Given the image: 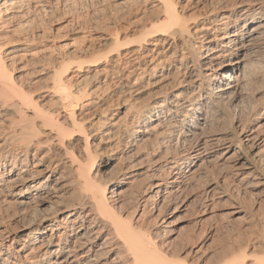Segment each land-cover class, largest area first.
Wrapping results in <instances>:
<instances>
[{
    "label": "bare ground",
    "instance_id": "obj_1",
    "mask_svg": "<svg viewBox=\"0 0 264 264\" xmlns=\"http://www.w3.org/2000/svg\"><path fill=\"white\" fill-rule=\"evenodd\" d=\"M150 1L151 16L131 10L106 28L90 44L99 62L84 65L81 47L45 43L48 0H0V197L21 210L12 225L0 208V264H212L171 229L191 206L215 205L209 160L229 174L224 188L258 190L264 221V98L254 119L239 112L264 96V0ZM175 79L182 92L137 102ZM231 107L230 133L206 135ZM224 249L215 264H264V235Z\"/></svg>",
    "mask_w": 264,
    "mask_h": 264
},
{
    "label": "rangeland",
    "instance_id": "obj_2",
    "mask_svg": "<svg viewBox=\"0 0 264 264\" xmlns=\"http://www.w3.org/2000/svg\"><path fill=\"white\" fill-rule=\"evenodd\" d=\"M48 1L50 2L49 9H48V10H50V12L48 11V14H47L46 18H45V16L42 17V19H43L42 21L44 23L46 22L44 25H42V27H46V28L43 29L41 27V29H43L41 31V34H42V32H45V33L47 32L46 36L47 37L50 36L49 37L50 40H48L49 38L47 39V41L49 43L47 41L45 43H47V45L49 44L50 50L52 49L51 51H53L55 49L59 50L62 47L64 48L65 46L68 47L67 50H66L67 53H69L68 56L69 55L70 56L73 55V53L75 54V50H77L79 47H81V48H79V50L81 49L82 51L78 50L77 57H80L81 53L85 54L86 52H88V53H86V56L84 55L81 58L83 60L84 65L86 63L88 65V63L89 64H95V62L96 63L99 62L98 60H100V59H98L99 57L97 58V56H99L100 53L99 52H92L93 50H92V48H91L92 46L90 44L98 43L100 41L98 37L101 36V35H105L106 30L108 28H109V30H111L110 28H112V30H114L116 28L115 23L117 24L119 22L120 23L123 22V21H121L122 17H126L128 15L130 16L131 12L134 11L133 13H135V11L137 12V9H138L139 12L141 11L140 14L137 16V19L141 18L140 20L138 19L139 22H141V20L145 21L142 18H144V17L147 18V16L149 17V15L151 16V13H150L151 10L149 9L150 7L145 6V4L148 5V4L151 3L150 0L149 1L148 0H65V4H61V6L58 3V2H60V0L59 1L58 0H48ZM147 1H148V3H146ZM56 2H57V4H56ZM204 4H206V3H204ZM140 8H141V10H140ZM146 9H147V11H146ZM144 10H145V12H143ZM148 11H150V12H148ZM147 12L150 13V14L147 15ZM143 13H144V16L141 17L143 15ZM117 16H119V17H117ZM58 18H59V20H58ZM135 18L136 17L132 18V22L131 23H136V22L139 23L138 21L133 22V20H137ZM44 19H45V21H44ZM109 20H110V22H109ZM102 21L105 22V23H103ZM52 30H53V32H52ZM63 31H64V33H63ZM107 32H108V30H107ZM64 35L66 36V38H65ZM58 38L60 39V41H59ZM77 39L78 40L81 39V40L78 41ZM97 39L99 41H97ZM58 46H59V48H58ZM76 46L78 48L75 49ZM89 48H91V50ZM68 49H69V51H68ZM56 50L54 52H56ZM71 52H73V53L70 54ZM90 57H92V58H90ZM95 59L96 60L98 59V60L96 61ZM91 62H94V63H91ZM173 84H175V85H173ZM171 85H172V87L169 86L168 89L163 90V91L160 90V88H157V87L151 88V87L147 86V87L144 88L145 92L143 93V95L140 96V98L137 100V102L140 101V103H142V101H146V100H148V98H149V100H152V99L156 98L158 95H160L159 93H161V95H160L161 97L166 95L165 94L166 92L168 94L169 93L170 94L171 93L178 94V93L182 92V90L184 89V87L182 86L183 84L181 83V79L180 80L179 79H175L174 82H172ZM171 89L175 90V91H172ZM151 96L152 97L155 96V97L152 98ZM253 97L254 98H252V96H248L247 99L245 100V102L241 105L242 107L239 109L240 110L239 111L240 114L242 113V118L245 116V118H243V119H245V121H247L248 118H250V120L254 119V117H255L254 110L257 107V105H255V104H257L256 101H260V103H261V99L264 98L263 95H259V94L256 96V98H255V96H253ZM260 97H261V99H259ZM248 98H250L252 101H250V99L248 100ZM257 99H259V100H257ZM263 100L264 99H262V102H263ZM244 105H246V106H244ZM249 105H252L253 108H251V106L249 107ZM113 108L114 109L116 108V103L113 105ZM232 108L233 107L227 109V111H225L221 115V117H219L221 119L218 118L217 121L214 122V124L211 125L212 127L209 126L207 128L206 135H210V133H212L211 135H213L214 132H215V134H219L220 132L221 133H230V131H231V128H230L231 127V122L229 120L231 119L230 116H232V113L234 114V112H235L234 111L235 108H233V109ZM246 108H248V109H246ZM250 108L253 110V112L250 110ZM229 110H231L232 113H229L230 112ZM249 111H251V112L249 113ZM243 112H245L247 115L244 114ZM229 114H231V115H229ZM250 114H251V116H250ZM252 114H254L253 117H252ZM225 121H227V122H225ZM210 128H212V130H210ZM182 144L180 143L179 146H178L179 150L177 149L178 153L182 152L181 154H183L185 152V150H187L188 147H189V143L187 145L185 143H182ZM108 146L109 145H107V147ZM107 147H104V149L107 148ZM104 154H105V152H104ZM104 154H101V155H104ZM212 161L213 160H209L208 162H206V164L203 166L204 168H202V172H204V171L207 172L206 176H207V174H209V176H207L209 178L204 177L203 183L208 181V182L216 184V186H217V190L219 191V192L217 191V193H219V194L216 195L217 199L213 203L216 206L215 205H213V206L211 205L209 210H206L207 212H205V214L202 213L203 211H205V209L202 208L200 205H194L195 206V207H193L194 210L191 209L192 208V206H191V208H190L191 211L189 209V210H187V213H179V214H177V216H175V218L172 220V222L173 221H175V222L172 223L171 229L176 231V235L174 236V238H176V241H178V240L180 242L183 241V242H185L184 243L185 245L188 244L186 240H190V239H187V238L184 240L186 235H187V237H188V234H189L190 237H194V238H191L193 240H190V242L197 240L196 241V243H198V245H196L197 248L199 249L202 246L203 248H201V252L203 251V254L206 252L207 254H204L205 256L209 255V256H211V258L213 256L215 258V259L213 258L215 261H213V259H210V262L212 263V261H213L212 264H215V262L218 261V259L216 260V256H214V255H217V254H214V253H217V252L220 253L224 248L228 249L229 252L232 251L230 249H233V251L234 250L238 251L239 248L242 247L243 244H246V242H248L249 239H254L255 240L256 238H259V237L263 236L264 234L261 235V233H264L263 232L264 231V226H263L264 225V223H263L264 221L262 219L263 215L261 213H258L257 206L254 204L257 195H259L258 190H253V189L244 190L245 188L244 189L243 188L242 189H238V188H235L234 185L231 182H228L229 186L227 185V187H226L227 189L224 188L225 184L223 183V181H224L225 178H227V177L229 178V174L226 173V171L222 170L221 168H218V166H215L216 163L214 161L213 162ZM47 164H48V162H47ZM215 167L218 168V169H215ZM211 169H212V171H211ZM214 171H215V174H213ZM205 172L203 174H205ZM106 176L104 174V177H106ZM220 177L221 178L224 177V178L221 179ZM215 178L217 179L216 181L218 183L215 181ZM204 180H205V182H204ZM134 183H139V182L137 180ZM230 184L233 186V188H232V186ZM219 185H221L222 187L219 186ZM130 187L131 186H126V187H124L122 189V192H123V190H125V192H123L121 194V198H125V199L127 198L126 202L129 201V198L132 196L131 194H127V193L131 192V188ZM128 189H129V191H128ZM132 189L134 190V188H132ZM234 190H237V191H234ZM238 190H240V191H238ZM244 193H246V194H244ZM123 195H125V196H123ZM237 196H238V198H237ZM250 196H252V197H250ZM10 202H11V204H10ZM15 203L16 202H14V200H11V199L9 200V198H6L5 196H3V197L1 196L0 197V208L4 207L2 210H3L4 214H5V216L6 217L9 216V217L6 218V221H8V224L10 223L12 225H14L13 224L14 221H16V219L20 216L19 213L21 212V210L18 207L17 203L16 204ZM253 204L255 205V207H254ZM31 205L29 206V208H31V207H32L31 209H35L36 208L35 203H31ZM16 206L18 207V209H17ZM127 206L125 205V209H126ZM199 206L202 209H200ZM15 208L17 209L16 211L14 210ZM195 208H196V211H195ZM245 208H246V211H245ZM125 209H124V211H125ZM250 209H252V211ZM17 211H18V213H17ZM15 213H17V216L15 215L16 217H14ZM230 213H231V215H230ZM257 213L260 215V217H256V216H259V215H256ZM261 215H262V218H261ZM11 217H12V220L10 221L9 219H11ZM177 218H180V220L179 219L177 220ZM212 218H213V220H212ZM253 218H254V220H253ZM260 219H261V221H259ZM198 220H199V222H198ZM205 221H207L206 222L207 224L205 223ZM176 223H178V224H176ZM194 225H195V230H194ZM191 226H193V227H191ZM201 230H202V232H201ZM205 230H207V231L205 232ZM178 233H179L181 238L182 237H184V238L180 239ZM216 234L218 235V238H217ZM177 235H178V237H177ZM196 237L199 238V239H197ZM174 238H172V239H174ZM213 239H215L216 243L215 242L213 243V241H214ZM217 240H219V241H217ZM220 241H222V242H220ZM209 243L210 244L212 243V244L210 245ZM240 244H241V246H240ZM221 247L223 248L222 250H221ZM261 251L262 250L260 248H256L254 251H250L248 259L250 261L254 260L255 259L254 255H260ZM239 252L240 251H238L237 253H239Z\"/></svg>",
    "mask_w": 264,
    "mask_h": 264
}]
</instances>
